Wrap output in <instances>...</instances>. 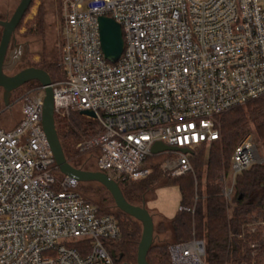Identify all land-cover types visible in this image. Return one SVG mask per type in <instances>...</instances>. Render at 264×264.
Here are the masks:
<instances>
[{
	"label": "built area",
	"instance_id": "obj_1",
	"mask_svg": "<svg viewBox=\"0 0 264 264\" xmlns=\"http://www.w3.org/2000/svg\"><path fill=\"white\" fill-rule=\"evenodd\" d=\"M62 18L54 115L95 114L101 132L76 149H97L98 171L117 183L152 173L156 142L188 151L155 155L174 158L170 177L190 173V156L219 140L218 117L264 98V0H62ZM99 18L120 26L114 63L102 55ZM42 98L41 87L26 93L19 123L0 128V264H116L105 242L117 237V219L86 203L76 181L57 179ZM257 158L246 136L222 183L227 201ZM205 253L195 239L168 246L170 264H205Z\"/></svg>",
	"mask_w": 264,
	"mask_h": 264
},
{
	"label": "trees",
	"instance_id": "obj_2",
	"mask_svg": "<svg viewBox=\"0 0 264 264\" xmlns=\"http://www.w3.org/2000/svg\"><path fill=\"white\" fill-rule=\"evenodd\" d=\"M43 69L51 83L65 79L64 70L55 63ZM39 87L37 82L27 83L26 93ZM217 121L220 126L219 140L212 142L207 150L201 147L190 156V173L177 178L166 177L160 168L165 156H152L146 160L152 168L148 179L138 182L118 181L124 199L131 205L141 206L147 192L165 179L178 187L179 207L192 210L190 213L177 211L166 223L172 242L152 243L146 256L149 264H170L168 246L192 239L204 242L205 264H261L263 261L264 226L255 224L264 222V160L260 164H252L235 177L230 200L222 196L221 189L223 181L231 174L234 150L246 136L253 134L254 143H259L264 154V98L236 107L220 115ZM54 123L64 157L69 164L72 161L76 168V145L97 136L101 132L100 125L96 120L78 112L63 117L54 115ZM95 150L98 158L99 152ZM57 179L61 180L62 175L58 174ZM81 184H96L113 203L110 195L97 183H78L76 190L79 195ZM113 207L116 211L113 216L118 222V235L105 242L106 250L116 264H136L141 225L117 210L114 203ZM159 225L161 227L164 222L161 220Z\"/></svg>",
	"mask_w": 264,
	"mask_h": 264
},
{
	"label": "rangeland",
	"instance_id": "obj_3",
	"mask_svg": "<svg viewBox=\"0 0 264 264\" xmlns=\"http://www.w3.org/2000/svg\"><path fill=\"white\" fill-rule=\"evenodd\" d=\"M9 1L12 0H0V3ZM62 24V0H33L21 21L20 27L14 32L16 43L20 45V51L18 53L20 61L14 68L13 73H17L26 68H36L44 71L43 68L48 69L49 65L54 63L60 66ZM26 90L27 84L14 91L10 96L7 108L2 104L3 102L0 97L1 129H11L19 121L21 98L26 94ZM18 98L20 99L16 101ZM248 136L255 139L253 134H249ZM255 143L258 158L264 160V154L259 143L257 141ZM208 147H205V149L207 150ZM76 152L78 154L76 156V168L97 171V151L94 148L85 151L76 149ZM173 159L171 155H166L161 161L160 168L166 177L169 176L167 170L169 168L166 165H171ZM73 164L71 161L70 165L73 166ZM145 164L151 167L149 161H146ZM226 182H229V179ZM79 192L84 200L96 206L99 211H103L109 215L116 214L113 203L104 190L96 184H81L79 186ZM143 204L153 220V245L170 244L172 239L165 226H167L166 223L175 216L179 209L178 187L163 179L157 186L147 192ZM161 220L164 222V225L159 227Z\"/></svg>",
	"mask_w": 264,
	"mask_h": 264
},
{
	"label": "water",
	"instance_id": "obj_4",
	"mask_svg": "<svg viewBox=\"0 0 264 264\" xmlns=\"http://www.w3.org/2000/svg\"><path fill=\"white\" fill-rule=\"evenodd\" d=\"M31 2L32 0H20L10 19L5 22H0V87L4 91V107H8L11 93L18 88L30 82H37L40 85L43 91L41 126L59 174L73 179L79 184L97 183L102 186L110 195L115 208L141 225V238L137 248L136 264H149L146 260V256L153 243V220L144 208L143 202L141 206L129 204L124 199L119 184L109 179L105 173L75 168L66 161L55 129L53 92L49 75L45 71L36 68H26L12 77H6L2 74V62L9 41ZM97 24L102 55L105 60L114 63L118 60L123 51L120 26L108 18H99ZM80 115L95 119V114L91 111L80 112ZM176 151H180L184 154L188 153L186 150L167 147L159 142L152 145L150 153L152 156H155L164 152ZM262 162L263 160L260 158H257L255 161V163L258 164Z\"/></svg>",
	"mask_w": 264,
	"mask_h": 264
},
{
	"label": "flooded vegetation",
	"instance_id": "obj_5",
	"mask_svg": "<svg viewBox=\"0 0 264 264\" xmlns=\"http://www.w3.org/2000/svg\"><path fill=\"white\" fill-rule=\"evenodd\" d=\"M19 2H20V0H12V1H9L6 3H2V2L0 3V22H5V21H8L10 19L11 15L15 11ZM29 7H28V9H29ZM20 22H19L17 28L20 27ZM0 30H1V28H0ZM0 36H1V32H0ZM19 51H20V45L16 43V40H15L14 34H13L10 41H9V44H8V47H7L3 62H2V74L4 76L12 77L15 74L20 72L19 71L17 73H13L14 68L16 67L17 63L20 61V59L18 58L19 57L18 56ZM3 93H4V91L0 87V95H1L0 97L2 99V102H3ZM12 93H11V95H12ZM19 99H17L16 101H18ZM2 104H4V102Z\"/></svg>",
	"mask_w": 264,
	"mask_h": 264
},
{
	"label": "crops",
	"instance_id": "obj_6",
	"mask_svg": "<svg viewBox=\"0 0 264 264\" xmlns=\"http://www.w3.org/2000/svg\"><path fill=\"white\" fill-rule=\"evenodd\" d=\"M19 119H21V110H20V118ZM8 130V129H7Z\"/></svg>",
	"mask_w": 264,
	"mask_h": 264
}]
</instances>
